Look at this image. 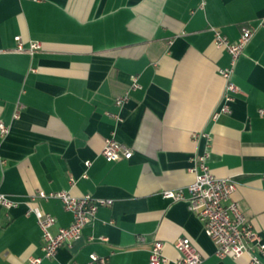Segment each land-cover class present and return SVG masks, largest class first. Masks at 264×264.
<instances>
[{"label": "crops", "instance_id": "obj_1", "mask_svg": "<svg viewBox=\"0 0 264 264\" xmlns=\"http://www.w3.org/2000/svg\"><path fill=\"white\" fill-rule=\"evenodd\" d=\"M245 28L256 33L234 72L239 90L231 112L215 119L225 87L219 70L231 60L215 31L235 42ZM17 36L40 49L16 51ZM135 78L141 89L118 107ZM262 108L264 0H0V123L11 127L0 134V193L20 203L0 205V264L43 256L37 218L27 215L38 191L114 201L43 264H86L92 254L148 264L155 241L164 243V264H177L181 237L204 264H250L248 254L219 258L188 203L162 193L188 196L193 159L206 155L217 177L236 183L230 202L264 243ZM110 137L133 157L107 162ZM38 204L56 218L54 234L71 225L60 200Z\"/></svg>", "mask_w": 264, "mask_h": 264}, {"label": "built area", "instance_id": "obj_2", "mask_svg": "<svg viewBox=\"0 0 264 264\" xmlns=\"http://www.w3.org/2000/svg\"><path fill=\"white\" fill-rule=\"evenodd\" d=\"M38 1V0H35ZM256 31L245 28L240 38L232 42L220 31H215L214 43L218 49L225 50L230 55V65L220 69L219 74L225 81V87L221 98L219 109L213 118H218L221 114L231 112V103L234 102V95L238 92V87L233 82V76L238 61L246 47L253 39ZM18 42L16 51L29 52L34 54L40 49L38 43H33L26 49L17 36ZM141 89V85L135 78L131 88L121 97H118L115 104L123 107L129 100L130 92ZM259 114L264 116V108L259 110ZM19 118V110L14 114V119ZM11 127L0 123V134L2 137L10 133ZM102 156L109 163L129 160L133 157V151L125 144L117 141L114 137L107 138L102 151ZM194 166L190 169L196 176L195 182L188 187V196L183 190H167L162 193L163 198L172 201H186L189 210L195 214L204 227V232L216 246V254L219 258L232 257L239 259L245 254L250 256V264H261L258 253H264V243L254 233L251 224L240 210L237 203H231V197L237 189L236 183L227 178L217 177L207 162L206 155H197L193 159ZM5 164V161L2 162ZM90 162L86 166H90ZM87 177V175H84ZM264 177V176H263ZM74 183V179H71ZM38 200L50 201L60 200L64 207L73 213V221L69 227L60 228L56 234L52 232L56 224V218L45 212L38 204ZM113 200H105L85 195L80 198L73 197L66 191L46 193L38 191L33 195L28 204L27 215L34 214L37 218L39 228L42 233L41 257H30L28 264H43L44 259H52L58 250L64 246H71L72 243L81 238L85 227L91 223L101 207L113 205ZM0 205L6 209H13L20 205L19 202L11 199L8 195L0 193ZM141 241L145 239L140 238ZM256 244L255 252L250 245ZM175 248L180 254L177 264H204L202 254L189 237H181L175 243ZM164 243L155 241L152 245L148 264H164L167 258L163 255ZM109 264L105 257L92 254L86 264ZM71 264H79L73 262Z\"/></svg>", "mask_w": 264, "mask_h": 264}]
</instances>
